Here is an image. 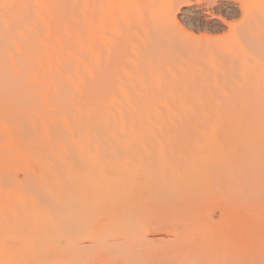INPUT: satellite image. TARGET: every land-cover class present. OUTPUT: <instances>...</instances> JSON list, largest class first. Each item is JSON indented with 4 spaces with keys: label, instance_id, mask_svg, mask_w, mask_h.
I'll list each match as a JSON object with an SVG mask.
<instances>
[{
    "label": "rangeland",
    "instance_id": "obj_1",
    "mask_svg": "<svg viewBox=\"0 0 264 264\" xmlns=\"http://www.w3.org/2000/svg\"><path fill=\"white\" fill-rule=\"evenodd\" d=\"M80 54L93 63L98 87L86 85L83 94L91 92L72 97L78 80L63 79L49 64ZM263 68L264 0H0L3 246L26 241L16 219L35 208L54 221L52 238L70 262L264 264V134L227 132L235 125L242 132L264 127ZM49 72L53 79L45 82ZM254 99L261 106L248 105ZM95 106L126 125L144 114L131 144L104 142L112 125L94 120L102 112ZM210 124L217 126L205 135L212 141L199 142ZM77 126L96 128L88 132L90 150L100 151L98 161L119 158L131 178L107 193L99 187L89 196L78 187L64 193L59 156L75 161L66 138ZM72 196L76 202L68 203ZM241 208L250 212L248 221L235 225L229 212ZM225 235L248 242L250 250L222 244Z\"/></svg>",
    "mask_w": 264,
    "mask_h": 264
},
{
    "label": "bare ground",
    "instance_id": "obj_2",
    "mask_svg": "<svg viewBox=\"0 0 264 264\" xmlns=\"http://www.w3.org/2000/svg\"><path fill=\"white\" fill-rule=\"evenodd\" d=\"M166 14V13H165ZM165 22V26H168V24H170V21L168 19V17L162 19V23ZM229 33V32H228ZM231 33H229L228 35H230ZM226 35L228 38L229 36ZM225 47V45H223ZM91 52H93L92 50L89 49V51L87 52V54H90ZM83 56L84 55H79L77 58V60L73 61V62H68V63H64V64H59L60 66H56L54 64H49L50 69L52 70H59L60 75L63 76V79L66 80H78L77 83H75L73 85V87L70 89L71 90V95L72 97L75 95H81L83 94V89H86V85L87 87H89L92 91H93V86H96L97 83L95 81V78H93L94 76L96 77L95 73L93 72V63L92 62H85L83 61ZM89 56V55H88ZM85 59L87 58L86 56L84 57ZM90 59V58H89ZM244 68V67H243ZM240 69V68H239ZM250 69H255L253 67H250ZM248 69V70H250ZM264 69V68H263ZM242 73V72H240ZM246 75L250 78L256 75L255 71H245ZM245 75V74H243ZM261 77V76H260ZM45 82L50 81L53 79V75L49 72V74L45 75L42 78ZM86 79L91 80V81H86ZM97 79V78H96ZM55 80V79H54ZM98 80V79H97ZM253 80V79H252ZM232 81V80H231ZM230 81V86L232 85ZM240 82V80H238ZM236 81V82H238ZM40 82V81H39ZM95 82V83H94ZM229 82V81H228ZM244 82V81H243ZM255 82V81H254ZM257 82V81H256ZM99 83V82H98ZM40 84V83H39ZM57 84V83H55ZM95 84V85H93ZM236 84V83H234ZM257 85V83L255 84ZM259 86H257L258 88ZM88 88V90H89ZM232 88V87H231ZM230 88V89H231ZM98 89V88H97ZM66 90V89H65ZM232 90V89H231ZM234 90V89H233ZM233 90L231 91V93L233 92ZM97 91V90H96ZM236 92V90H234ZM87 92V91H85ZM84 92V93H85ZM91 92V91H88ZM87 92V93H88ZM229 92V91H228ZM68 93V92H67ZM85 93V94H87ZM230 93V94H231ZM264 93V92H263ZM50 94V93H49ZM85 94H83V96L85 97ZM91 96V95H90ZM94 96V95H93ZM262 96V95H260ZM95 97V96H94ZM92 97V98H94ZM84 99V98H82ZM87 99V97H86ZM85 99V100H86ZM227 99L223 100L226 101ZM90 101H92L90 99ZM95 101V100H94ZM262 101V100H261ZM62 102V101H61ZM67 102V101H66ZM220 102V101H217ZM99 103V102H98ZM211 103V102H210ZM61 104V103H60ZM65 104V103H64ZM72 104V103H71ZM81 104V103H80ZM87 103H85L86 105ZM90 104V103H89ZM100 104V103H99ZM255 105V106H261V102L259 99H254L249 101L248 105ZM67 105V104H66ZM69 105V104H68ZM74 105V104H73ZM78 105V104H77ZM83 105V104H82ZM83 106L84 109H89V108H85L86 106ZM95 105V104H94ZM219 105V103H218ZM61 106V105H60ZM59 106V107H60ZM75 106V105H74ZM93 107V106H92ZM98 106H95V109L100 110L103 108H101L100 106L98 108H96ZM200 107V106H199ZM62 108V107H61ZM201 108V107H200ZM198 109V108H197ZM196 109V110H197ZM245 109V108H244ZM247 109V108H246ZM100 110V111H102ZM62 111V110H59ZM81 110H79L80 112ZM96 111V110H95ZM124 111V110H123ZM171 111V110H169ZM175 112L177 110H174ZM76 112V111H75ZM82 113H84L83 111H81ZM131 112V111H130ZM135 112H143V111H134ZM145 113H151L149 111H144ZM190 112V111H188ZM63 112H60V114H62ZM81 116H85V114H83ZM87 113V112H86ZM90 113V112H88ZM97 113V115L95 114L94 116V120H97V123H101L103 125H112V131L109 130L108 134L103 136V140L106 144L108 145H115V144H131L132 140L134 138V133L135 130L137 128H140L139 124H140V118L144 115L141 114L138 115V118L135 117L131 118V121L128 125H126V123L121 119L120 122H117V119L114 117L113 114L109 113V112H95ZM133 113H131V115H134ZM197 113V112H196ZM79 114V115H80ZM130 114V113H129ZM208 115V114H207ZM135 116V115H134ZM210 116V115H208ZM218 116V115H217ZM216 116V117H217ZM131 117V116H130ZM150 117V116H149ZM175 117V116H174ZM206 117V116H204ZM215 117V118H216ZM67 118V117H66ZM93 118V117H92ZM188 114L186 113V115L184 116V119H188ZM69 119V118H68ZM77 119V118H75ZM88 119V118H87ZM133 119V120H132ZM179 123H180V113H179ZM183 119V118H182ZM183 119V120H184ZM210 119V118H209ZM214 119V118H213ZM219 119V118H218ZM82 120V118H81ZM90 120V119H88ZM94 120H91L92 122L96 123ZM159 119H157L158 121ZM205 119H203L204 121ZM211 120V119H210ZM77 121V120H75ZM78 121H80V119L78 118ZM84 121V120H82ZM87 120H85V123ZM148 121V120H147ZM190 121V120H189ZM202 121V120H201ZM92 122H90V124H92ZM93 123V124H94ZM184 123V122H183ZM201 123V122H200ZM206 123V121H205ZM212 123V122H211ZM71 124V123H70ZM77 124V123H76ZM157 124H159L157 122ZM218 124V123H217ZM22 125V124H20ZM82 127V124H79ZM141 125V124H140ZM145 125V124H143ZM86 125H83V127ZM88 126V125H87ZM182 126V125H181ZM186 126V125H184ZM19 127V126H18ZM78 127V126H77ZM82 127V128H83ZM91 127V126H90ZM155 127L156 126H150L149 128H153L155 131ZM217 127V126H216ZM214 124H210L207 127H205V129H202V131L199 133L198 138H200L199 142H210L212 140H206L207 137L205 136L206 134H212L214 133L215 129H216ZM235 128L228 130L227 132H229L228 134L231 136L234 135H240V133H243L246 137H257L260 138L259 136H262L264 134V127L263 126H255L253 129H250L249 131L247 130V128L245 129V131L247 132H242V128H239L237 125L234 126ZM80 128V127H78ZM78 128L76 129L77 131L70 133L71 135L68 136L66 138V141L68 143H70L71 145H73L75 147V161L74 162H67V159L64 158L63 155L59 156L60 159V163H62L63 165L61 166V172H62V186L60 189L64 190V193H72V191L74 189H76L77 187L84 191V193L86 194V196H89V192L90 190H92L93 188L96 189L95 187H99L101 191H103V193H107L109 192L111 189L115 190L117 188V185L120 182V179H124L126 177L131 178L130 175L132 174V169L129 168L124 162L120 161L119 158L115 157L114 159H110L105 160V161H98L100 157V151L96 150L94 152H92L89 148L90 144H88L89 139H88V134L90 133L89 131H91V129L88 130H82L81 128L78 130ZM85 129V128H83ZM96 129V128H95ZM92 129L91 132H93ZM75 130V129H74ZM73 130V131H74ZM100 130V129H98ZM201 130V129H200ZM234 130V131H233ZM233 131V132H232ZM89 132V133H88ZM95 132V131H94ZM96 134L98 132H95ZM118 133L122 135L121 138H119ZM217 133V131H216ZM100 136L102 135L101 133ZM220 134V133H217ZM217 136H222V135H217ZM98 138V137H97ZM219 138V137H217ZM100 139V138H98ZM209 139V138H208ZM256 139V138H254ZM206 140V141H205ZM253 139L251 138V141ZM245 144V143H244ZM209 145V144H208ZM230 146V145H229ZM166 147V146H165ZM238 147V146H237ZM210 148V147H209ZM212 148V147H211ZM72 151V152H73ZM223 152V151H222ZM111 153V152H110ZM175 153V152H174ZM109 155V154H108ZM123 158V157H122ZM231 158V155H230ZM92 159L94 163V167L91 166V162ZM175 160V159H174ZM48 161V160H47ZM196 161V160H195ZM49 162V161H48ZM59 162V161H58ZM129 162V161H128ZM208 162V161H207ZM200 163V162H198ZM178 165V164H176ZM193 165V164H192ZM47 167H49V165H47ZM54 166L51 165V168H53ZM45 168V166H44ZM59 168V167H58ZM193 168V167H192ZM47 169V168H46ZM201 169V167H200ZM51 170V169H50ZM49 170V171H50ZM194 170V169H193ZM48 171V170H47ZM195 171V170H194ZM56 172V171H55ZM180 172V171H179ZM42 173V172H41ZM52 174V173H51ZM42 175V174H41ZM97 176L99 178H102L101 182H91L90 181V176L93 177ZM228 175V174H227ZM235 175V174H234ZM52 177V176H51ZM29 178V177H28ZM146 178V177H145ZM51 179V178H49ZM147 179V178H146ZM199 179V178H198ZM201 179V178H200ZM204 179V178H203ZM44 180V179H43ZM77 180V181H76ZM196 180V179H195ZM202 180V179H201ZM75 181L77 183H75ZM199 180H197L198 182ZM41 183V182H40ZM39 183V184H40ZM57 184V183H56ZM15 185V184H14ZM59 185V184H58ZM13 186V185H12ZM125 187H128V185H125ZM122 189V188H120ZM206 190H198L200 193H208ZM119 191V190H117ZM74 193V192H73ZM100 193V192H98ZM75 194V193H74ZM79 194V195H78ZM76 194L75 196L78 195V197L81 195L80 193ZM96 194V193H94ZM72 196L70 197L68 203H75L76 202V197ZM93 196V195H92ZM99 196V194H98ZM114 196V195H113ZM77 197V199H78ZM40 198V197H39ZM48 198V197H47ZM87 198V197H86ZM28 199V198H27ZM83 199V198H82ZM240 200V198H239ZM55 201V200H54ZM91 201V200H90ZM241 201V200H240ZM82 202V201H81ZM96 202V201H95ZM242 202V201H241ZM31 203V202H29ZM198 203V202H197ZM243 203V202H242ZM12 204V203H11ZM16 204V203H15ZM58 204H60V202H58ZM52 205V204H51ZM70 205V204H68ZM113 205V204H111ZM243 205L247 208V206L243 203ZM30 206V205H29ZM83 207V206H82ZM89 207V206H88ZM104 207V205H103ZM107 207V206H105ZM196 207V206H195ZM58 208V207H56ZM232 208V207H229ZM47 209V208H46ZM116 209V207H115ZM221 209V208H220ZM190 210V209H189ZM227 211V210H226ZM49 212V211H47ZM54 212V210H53ZM63 212V211H61ZM46 213V212H45ZM52 213V210L51 212ZM94 213V212H93ZM227 213V212H226ZM21 215L16 219L20 224H24L25 228H24V235L26 237V241L23 242V244L19 247V248H5V246H3V241H2V236H0V264H88L87 262H70L65 255H64V248L65 246L62 245L59 241H56V239L52 238V233L50 232L52 229V227L55 226V223L53 220H51L49 217L47 218V216L40 210H37L35 208H30V209H25L24 212L20 213ZM48 214V213H47ZM55 215V213H53ZM87 214V213H85ZM222 214V212H221ZM229 219L236 225V223L238 222H242L243 220H246V218H248L247 216L250 215V212H245L243 208L241 209H234L231 212H229ZM54 217V216H52ZM104 217V216H102ZM101 217V218H102ZM49 219V220H48ZM106 219V218H105ZM207 219H210V222L212 221L211 218H209L207 216ZM220 219V218H219ZM218 219V221H220ZM2 220V219H1ZM0 220V221H1ZM76 220V219H75ZM78 220V219H77ZM109 220V219H108ZM3 221V220H2ZM103 223V222H102ZM186 223V222H185ZM212 223V222H211ZM217 224V223H216ZM219 226V224H217ZM252 227L254 225L251 224ZM249 224V226H251ZM81 226V225H80ZM129 226V225H128ZM213 227H216L213 225ZM218 228V227H217ZM220 228V226H219ZM219 228H218V232H219ZM226 228V227H225ZM224 228V230H225ZM215 229V228H213ZM222 229V226L221 228ZM229 231V229H226ZM214 231V230H213ZM130 234V233H129ZM40 236V237H39ZM219 236V235H218ZM39 237V238H38ZM243 237V236H242ZM28 238V239H27ZM159 238V236H158ZM161 239V238H160ZM67 240V239H65ZM64 240V241H65ZM76 240V239H75ZM239 240H235L232 239L231 235L230 236H226L224 238V241L222 242L225 243L227 242V244H232L233 247L235 246V249H237L238 251L242 252V253H247L249 250L248 247L251 248V246L248 244V242L245 243H241L238 242ZM66 242V241H65ZM221 244V243H220ZM76 246V245H75ZM228 246V245H227ZM259 247L260 244H256V247ZM250 256L249 254L244 255V257H248ZM92 261V260H89ZM94 262V261H92ZM91 262V263H92ZM102 262V261H101ZM95 263V262H94Z\"/></svg>",
    "mask_w": 264,
    "mask_h": 264
}]
</instances>
